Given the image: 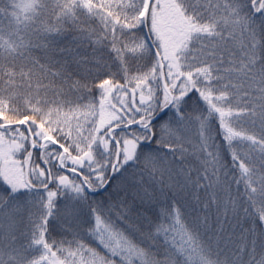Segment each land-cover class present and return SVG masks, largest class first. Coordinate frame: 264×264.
<instances>
[{
  "label": "snow or ice",
  "instance_id": "snow-or-ice-1",
  "mask_svg": "<svg viewBox=\"0 0 264 264\" xmlns=\"http://www.w3.org/2000/svg\"><path fill=\"white\" fill-rule=\"evenodd\" d=\"M0 264H264V0H0Z\"/></svg>",
  "mask_w": 264,
  "mask_h": 264
}]
</instances>
